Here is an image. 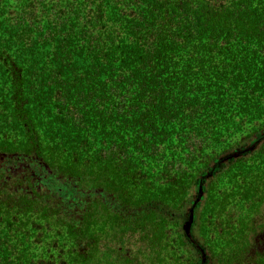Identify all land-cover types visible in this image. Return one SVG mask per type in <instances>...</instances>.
Masks as SVG:
<instances>
[{
	"label": "trees",
	"instance_id": "16d2710c",
	"mask_svg": "<svg viewBox=\"0 0 264 264\" xmlns=\"http://www.w3.org/2000/svg\"><path fill=\"white\" fill-rule=\"evenodd\" d=\"M0 264H264V0H0Z\"/></svg>",
	"mask_w": 264,
	"mask_h": 264
},
{
	"label": "rangeland",
	"instance_id": "374dc122",
	"mask_svg": "<svg viewBox=\"0 0 264 264\" xmlns=\"http://www.w3.org/2000/svg\"><path fill=\"white\" fill-rule=\"evenodd\" d=\"M231 174H233L231 171L230 172H222V174H220V177H222L223 180H225L227 177H229Z\"/></svg>",
	"mask_w": 264,
	"mask_h": 264
}]
</instances>
